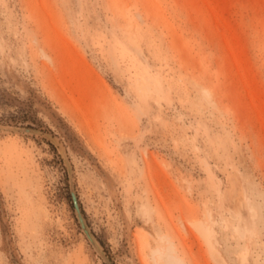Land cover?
Returning a JSON list of instances; mask_svg holds the SVG:
<instances>
[{"label": "rangeland", "instance_id": "rangeland-1", "mask_svg": "<svg viewBox=\"0 0 264 264\" xmlns=\"http://www.w3.org/2000/svg\"><path fill=\"white\" fill-rule=\"evenodd\" d=\"M171 242L264 264V0H0V264Z\"/></svg>", "mask_w": 264, "mask_h": 264}, {"label": "bare ground", "instance_id": "bare-ground-1", "mask_svg": "<svg viewBox=\"0 0 264 264\" xmlns=\"http://www.w3.org/2000/svg\"><path fill=\"white\" fill-rule=\"evenodd\" d=\"M208 226V225H207ZM202 226L203 231L206 234H211L212 230L210 226ZM172 242L164 249L154 248L151 250V259L156 264H187L186 261L175 254Z\"/></svg>", "mask_w": 264, "mask_h": 264}]
</instances>
